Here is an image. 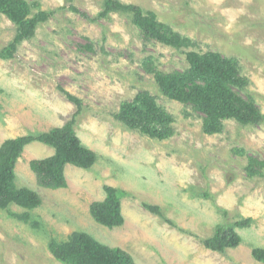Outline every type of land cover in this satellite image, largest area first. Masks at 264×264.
I'll return each mask as SVG.
<instances>
[{
  "label": "rangeland",
  "instance_id": "1",
  "mask_svg": "<svg viewBox=\"0 0 264 264\" xmlns=\"http://www.w3.org/2000/svg\"><path fill=\"white\" fill-rule=\"evenodd\" d=\"M120 1L194 45L163 43L130 12L105 14V0L0 6V147L72 119L77 137L98 156L89 166L67 163V187L51 189L39 184L30 162L56 148L39 140L24 147L16 183L34 189L42 203L27 208L0 200V264H67L53 242H69L73 232L122 249L134 264H264L255 254L264 248V119L224 118L221 131L208 133L206 115L163 94L149 69L154 62L160 72L182 73L192 52L237 59L246 85L234 93L264 115V0ZM10 8L25 19L41 18L33 35L19 39ZM146 94L172 116L173 135L160 138L119 117L125 103L138 107ZM109 189L121 201L120 226L90 210ZM221 224L234 228L241 242L226 238L214 250L205 240Z\"/></svg>",
  "mask_w": 264,
  "mask_h": 264
},
{
  "label": "trees",
  "instance_id": "2",
  "mask_svg": "<svg viewBox=\"0 0 264 264\" xmlns=\"http://www.w3.org/2000/svg\"><path fill=\"white\" fill-rule=\"evenodd\" d=\"M13 0H0V6L13 7ZM105 14L116 11L130 12L135 24L140 25L146 34L156 37L165 44L176 47L193 46L194 42L187 36L174 32L157 20L146 16L141 8L126 4L120 0H105ZM10 8L9 15L19 23V39L33 35L40 17L25 19V14H18ZM189 56L191 67L182 73H163L156 69L154 62H149V69L155 72L160 90L172 99L189 102L206 115L205 131L218 132L223 129V119L235 118L244 124H258L264 115L251 101H245L234 93L243 89L246 81L240 75V64L237 59L224 57L220 53L210 52L198 55L192 52ZM79 101L78 98H73ZM140 105H123L119 117L130 127L147 128L160 138L173 135L172 116L158 105L156 99L146 94ZM143 103V105H142ZM135 109L133 115L131 109ZM153 122L157 126H153ZM148 125L150 126L148 128ZM156 128V129H155ZM46 142L56 148L53 156L45 159H34L30 168L36 174L41 186L51 189L67 187L65 165L75 163L89 166L97 159V153L85 147L74 130V120H69L62 127L54 128L39 135H26L10 139L0 147V200L2 204L17 203L27 208L38 207L42 203L40 195L32 188L20 187L16 183L15 165L24 147L32 141ZM160 213L159 206L149 207ZM91 213L108 226H120L124 222L121 214V201L114 190L109 189L103 201H94L90 206ZM250 218L238 222V225L249 224ZM226 238L234 244L241 242V237L232 227L224 224L218 226L217 234L205 240L211 249L223 248ZM55 254L67 264H134L132 257L120 248H110L93 240L82 232H73L71 240L65 243L53 242ZM257 256L264 257V248L255 250Z\"/></svg>",
  "mask_w": 264,
  "mask_h": 264
}]
</instances>
